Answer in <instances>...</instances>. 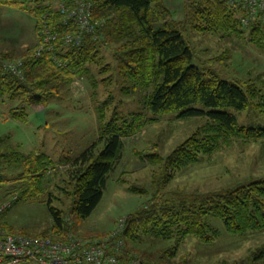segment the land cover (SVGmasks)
Instances as JSON below:
<instances>
[{"label": "trees", "instance_id": "16d2710c", "mask_svg": "<svg viewBox=\"0 0 264 264\" xmlns=\"http://www.w3.org/2000/svg\"><path fill=\"white\" fill-rule=\"evenodd\" d=\"M0 3L19 4L22 1L0 0ZM29 3L36 17L35 45L17 55L0 50V58H21L23 62L22 79L9 73L0 74V97L22 104L18 111L9 110L13 118L24 120L26 108H47L52 101L62 99L74 79L89 72L91 64L99 73L110 72L112 67L102 55L104 49L111 51L114 71L128 83L122 88L123 93L146 91L141 101L143 110L121 116L114 112L106 120L107 101L95 108L99 118L97 139L76 158L60 164L64 172L60 189L64 195L72 197V204L66 209L48 204L52 226L37 236L55 238L67 231L75 232L72 220L88 217L99 204L108 176L121 158L123 139L136 135L146 124L154 122L157 114L179 110L183 115H205L207 122L167 156L136 151L142 160L154 167L151 174L154 192L144 205L126 215L119 235L123 248L116 264H127V260L132 264H173L172 259L187 237H196L206 244L217 240L221 231L211 225L210 216L221 220L229 235L264 229V178H251L244 184L205 193L177 189L165 195L163 191L176 172L197 163L201 154L216 151L221 142L228 145L234 138L264 141V127L240 126L234 114L220 110L252 108L264 111V78L229 81L211 69L200 68L194 63V52L183 32L184 25L197 32H221L237 37L246 34L247 41L264 52V23L254 22L245 32L238 7L224 0H186L181 21L169 19L171 13L163 0H94L92 19L104 20L96 31L97 38L88 35L79 46L59 47L56 54L63 64L57 65L48 54L40 58L33 55L39 40L38 21L45 6ZM58 17L50 15L53 21ZM195 105L207 110L195 108ZM146 110L152 116H148ZM0 155H5V160L20 168L19 175L25 183L20 189L23 197L34 190L42 192L40 186L49 169L57 168L42 153L25 155L12 151L0 152ZM128 190L147 193L137 185L129 186ZM67 217L71 218V223ZM147 239L164 243L159 258L156 253L136 249ZM169 242L172 243L167 244ZM133 252L138 256L130 255ZM185 263L182 258L177 264ZM239 264H264V247L248 256L247 262Z\"/></svg>", "mask_w": 264, "mask_h": 264}, {"label": "rangeland", "instance_id": "374dc122", "mask_svg": "<svg viewBox=\"0 0 264 264\" xmlns=\"http://www.w3.org/2000/svg\"><path fill=\"white\" fill-rule=\"evenodd\" d=\"M21 1L19 4L0 3V50L4 53L17 55L35 45L37 40L32 5L26 0ZM185 1L163 0L171 13L169 19L183 20ZM183 32L194 52V63L200 68L211 69L220 78L229 81L264 78V52L249 43L246 34L237 37L221 32H197L187 24ZM102 55L112 67L110 72L99 73L95 65H89V72L76 77L62 99L50 103L44 121L35 115L43 109L39 106L26 108L24 120L13 118L9 110L18 111L22 104L5 96L0 97V152L42 153L57 167L49 169L40 186L42 192H36L30 185L34 191L23 197L20 189L25 183L20 178V168L5 160V155H0V204L18 196L0 214V225L8 231L37 236L49 231L52 226L48 204L61 209L71 206L72 197L64 195L60 189L64 177L60 164L76 158L97 139L99 118L95 108L98 105L107 101L106 120L114 112L121 116L143 110L141 101L146 91L124 94L122 88L128 83L114 71L111 51L104 49ZM109 76V81L103 80ZM195 108L207 110L201 105H195ZM220 110L234 114L240 126L264 127V111L252 108ZM181 112L157 114L154 122L146 124L136 135L123 139L121 158L108 176L99 204L88 217L72 220L78 236L99 238L109 234L120 218L126 219L127 214L149 200L154 192L151 183L154 167L142 160L136 151L142 154L158 152L167 156L207 122L205 115H183ZM146 114L152 116L147 110ZM251 178H264V141L234 138L228 145L221 142L216 151L201 154L197 163L176 172L163 191L165 195L177 189L205 193L244 184ZM131 185L145 188L147 193L129 191ZM66 219L71 223L70 217ZM208 219L221 231L217 240L206 244L196 237H187L172 259L173 264L179 263L182 258L185 264H239L247 262L248 256L264 247V229L229 235L224 231L221 220L211 216ZM137 246L138 251L156 253V258H159L165 245L147 239ZM130 255L134 257L136 253ZM130 262L127 260V264H132Z\"/></svg>", "mask_w": 264, "mask_h": 264}, {"label": "built area", "instance_id": "2783aa9c", "mask_svg": "<svg viewBox=\"0 0 264 264\" xmlns=\"http://www.w3.org/2000/svg\"><path fill=\"white\" fill-rule=\"evenodd\" d=\"M45 6L39 17L38 44L33 55L40 58L48 54L57 65L59 47H76L85 37L97 38L96 31L103 24L93 20L91 9L94 0H27ZM238 7L241 25L248 30L254 22L264 23V0H224ZM59 17L53 21L50 15ZM9 73L18 79L24 77L21 58H0V74ZM1 176V175H0ZM16 196L0 204V214L16 200ZM125 218H120L113 230L99 238H84L72 231L55 238L26 236L10 232L0 226V264H116L123 248L120 234Z\"/></svg>", "mask_w": 264, "mask_h": 264}, {"label": "water", "instance_id": "95a60500", "mask_svg": "<svg viewBox=\"0 0 264 264\" xmlns=\"http://www.w3.org/2000/svg\"><path fill=\"white\" fill-rule=\"evenodd\" d=\"M47 108H43L42 110L35 113L36 117L39 118L41 121L45 120V111Z\"/></svg>", "mask_w": 264, "mask_h": 264}, {"label": "crops", "instance_id": "0c3cea01", "mask_svg": "<svg viewBox=\"0 0 264 264\" xmlns=\"http://www.w3.org/2000/svg\"><path fill=\"white\" fill-rule=\"evenodd\" d=\"M48 109H49V107L47 108V110L46 111H48ZM110 232V231H109ZM75 233V232H74ZM108 233V232H107ZM76 234V233H75ZM77 235V234H76ZM81 237H83V236H81ZM84 238H89V237H84Z\"/></svg>", "mask_w": 264, "mask_h": 264}]
</instances>
